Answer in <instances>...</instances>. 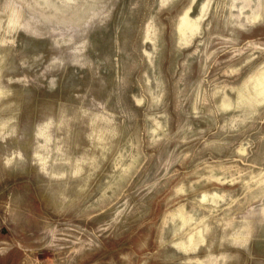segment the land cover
Here are the masks:
<instances>
[{
    "label": "rangeland",
    "instance_id": "rangeland-1",
    "mask_svg": "<svg viewBox=\"0 0 264 264\" xmlns=\"http://www.w3.org/2000/svg\"><path fill=\"white\" fill-rule=\"evenodd\" d=\"M0 264H264V0H0Z\"/></svg>",
    "mask_w": 264,
    "mask_h": 264
}]
</instances>
